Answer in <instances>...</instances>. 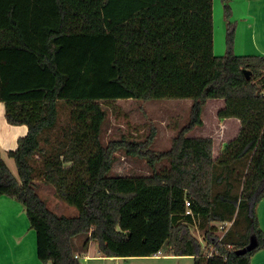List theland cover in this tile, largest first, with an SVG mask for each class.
<instances>
[{
	"label": "trees",
	"instance_id": "1",
	"mask_svg": "<svg viewBox=\"0 0 264 264\" xmlns=\"http://www.w3.org/2000/svg\"><path fill=\"white\" fill-rule=\"evenodd\" d=\"M222 3L227 50L217 56L214 0H0V102L8 123L28 126L7 152L17 175L0 154V197L24 207L40 260L80 264L92 241L107 257L168 252L194 264H251L264 249V56L235 53L237 24L230 0ZM164 98L192 99L168 149H152L155 127L104 142L103 102ZM210 99L224 102L219 118L241 123L218 157L213 137L190 136ZM119 153L153 172L113 175ZM40 179L78 214L49 208ZM252 237L256 248L237 254Z\"/></svg>",
	"mask_w": 264,
	"mask_h": 264
},
{
	"label": "rangeland",
	"instance_id": "2",
	"mask_svg": "<svg viewBox=\"0 0 264 264\" xmlns=\"http://www.w3.org/2000/svg\"><path fill=\"white\" fill-rule=\"evenodd\" d=\"M232 16L230 21L234 23V0H230ZM226 26L227 20L224 16V4L222 0H214V52L217 56L226 54ZM247 39L252 40L251 31H247ZM262 44L263 36L258 37ZM255 44V43H254ZM249 55L254 53L252 44ZM264 56V55H261ZM192 99H117L110 102H103L104 108L108 111V117L104 127L103 140L107 143L113 138L127 135L132 138H146L152 128L156 129V141L152 149L163 151L171 146L172 138L188 122ZM223 100L210 99L203 111L204 127H197L190 133V136H203L208 134L216 140L225 139L230 141L234 132L225 130L220 123L218 110L223 107ZM67 111L61 108V118L64 119ZM232 124V123H231ZM226 136V138H224ZM233 139V138H232ZM223 140V142L225 141ZM222 142V140H221ZM222 142V143H223ZM218 141L215 146V157L221 153ZM7 163L12 172L17 175V167L13 159L7 158ZM167 161L160 162L156 169H161ZM152 167L141 157L128 156L119 153L112 168L113 175L120 176H142L151 174ZM38 192L47 202L49 208L59 215L76 216L78 210L59 199L51 185H47L41 179L38 181ZM7 200V202H3ZM264 198L258 203L256 212L258 217H263ZM198 225V224H197ZM192 226V233L202 241L204 229L199 226ZM36 231L31 228L25 209L20 202L15 199L3 196L0 198V264H51L43 262L37 255ZM83 237L76 238L79 247ZM90 250L97 253V243L93 242ZM96 245V246H94ZM91 251H83L80 255V264H194L193 256L167 255L160 257H107L106 258H85ZM79 251L78 254H80ZM255 255V254H254ZM251 264H253V257Z\"/></svg>",
	"mask_w": 264,
	"mask_h": 264
},
{
	"label": "crops",
	"instance_id": "3",
	"mask_svg": "<svg viewBox=\"0 0 264 264\" xmlns=\"http://www.w3.org/2000/svg\"><path fill=\"white\" fill-rule=\"evenodd\" d=\"M234 22L237 24L236 29V38H235V53L237 55H249L251 46H254L253 55H264V0H234ZM247 31H251L252 40L247 39ZM263 36L262 44L259 42L258 37ZM255 43V44H254ZM221 119L220 123L222 127L225 125L226 132H234L230 137V140L237 136L241 123L237 118H219ZM232 123V124H231ZM204 125L201 127H204ZM28 133V126L26 125H12L8 123L5 117V104L0 102V154L6 160L8 157L7 152L10 150H14L17 148V142L20 137L25 136ZM208 134L198 137H207ZM210 137V136H209ZM226 138V136L224 137ZM116 139V138H113ZM214 156L216 154L215 146L218 141V145H220V151H222L229 140L219 139L216 140L214 137ZM223 140H225L223 143ZM156 139L154 140V142ZM154 144V143H153ZM7 162V160H6ZM8 164V163H7ZM1 196L0 198H2ZM3 202H7V200H3ZM264 210V209H263ZM260 226L264 231V211L263 217H259ZM96 243V242H95ZM93 241L90 243L88 247V251H91V245H93ZM96 246V245H94ZM98 248V245H97ZM84 254L81 251L80 255ZM162 255H155L154 257H160ZM106 258L102 253H100L99 249H97V253H93L91 251L90 255H85V258ZM253 264H264V249L258 251L253 257Z\"/></svg>",
	"mask_w": 264,
	"mask_h": 264
},
{
	"label": "built area",
	"instance_id": "4",
	"mask_svg": "<svg viewBox=\"0 0 264 264\" xmlns=\"http://www.w3.org/2000/svg\"><path fill=\"white\" fill-rule=\"evenodd\" d=\"M190 206H191L190 202L187 199L186 200V207L189 208ZM187 213H190V210H188ZM231 225H232V222H227L225 224L220 225V231L218 232L220 234V239L225 235V233L228 231V229L230 228ZM159 254H160V252H158L156 255H159ZM206 254H207V257L213 256L215 254L214 246H211ZM76 257H78V255H76Z\"/></svg>",
	"mask_w": 264,
	"mask_h": 264
},
{
	"label": "water",
	"instance_id": "5",
	"mask_svg": "<svg viewBox=\"0 0 264 264\" xmlns=\"http://www.w3.org/2000/svg\"><path fill=\"white\" fill-rule=\"evenodd\" d=\"M256 246H257V240H256L255 237H252L251 240H250V243L246 247L238 249L236 251V253L237 254H245L248 251H251V250L255 249Z\"/></svg>",
	"mask_w": 264,
	"mask_h": 264
}]
</instances>
